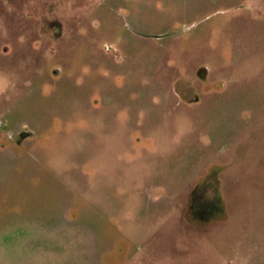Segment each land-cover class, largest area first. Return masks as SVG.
I'll use <instances>...</instances> for the list:
<instances>
[{"label": "rangeland", "instance_id": "obj_1", "mask_svg": "<svg viewBox=\"0 0 264 264\" xmlns=\"http://www.w3.org/2000/svg\"><path fill=\"white\" fill-rule=\"evenodd\" d=\"M2 119L0 264H264V0H0Z\"/></svg>", "mask_w": 264, "mask_h": 264}, {"label": "flooded vegetation", "instance_id": "obj_2", "mask_svg": "<svg viewBox=\"0 0 264 264\" xmlns=\"http://www.w3.org/2000/svg\"><path fill=\"white\" fill-rule=\"evenodd\" d=\"M11 125L6 121V119H2L0 122V139H6V141H10L12 144H15L18 147H23L25 144L27 134L24 132L12 133L10 129ZM198 203V202H197ZM192 204V203H191ZM194 208V207H193ZM201 212V208H199Z\"/></svg>", "mask_w": 264, "mask_h": 264}]
</instances>
